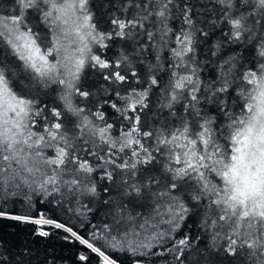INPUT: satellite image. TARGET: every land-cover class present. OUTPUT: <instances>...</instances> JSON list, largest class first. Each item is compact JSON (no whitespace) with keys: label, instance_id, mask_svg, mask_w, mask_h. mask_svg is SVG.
<instances>
[{"label":"snow or ice","instance_id":"obj_1","mask_svg":"<svg viewBox=\"0 0 264 264\" xmlns=\"http://www.w3.org/2000/svg\"><path fill=\"white\" fill-rule=\"evenodd\" d=\"M2 9L0 220L61 231L98 264H264V0ZM65 205L108 219L81 231ZM37 260L0 237V264Z\"/></svg>","mask_w":264,"mask_h":264},{"label":"trees","instance_id":"obj_2","mask_svg":"<svg viewBox=\"0 0 264 264\" xmlns=\"http://www.w3.org/2000/svg\"><path fill=\"white\" fill-rule=\"evenodd\" d=\"M96 4L103 3L104 0H95ZM3 5V11H7L9 7V0H0ZM202 11V10H201ZM203 47V46H202ZM11 59V57H9ZM91 70H86L90 72ZM54 100V97L52 98ZM47 205L38 204L36 209H33L32 214L34 215L36 211L46 210ZM67 205L64 209H57L56 215L62 221H71L72 224L79 225L81 220H83L84 227L80 229L81 231H91V225H101L108 219L105 216L104 211L96 206V211L88 215L87 218L78 217L70 211H66ZM12 210V209H10ZM16 214H24L21 207H15ZM52 215V212L48 213ZM37 226L33 224H23L11 220H0V237L10 241L14 246L15 250L31 249L35 251V254L39 256V260L33 261V264H46V258L51 264H83L79 261L78 256L81 252L89 254L85 249L77 243L66 242L62 237L64 235L61 231H54L52 235L41 238L35 235V230ZM186 232H190L193 236L197 234L196 224L192 221L188 222V228L185 229ZM171 246L170 243L165 244L164 247L156 249L157 252H164V248ZM199 246V245H196ZM192 249V254L189 255V261H195L198 256L195 252V247ZM90 255L91 264H98V259L95 255ZM114 256H119L120 264H132V259L126 253H114ZM143 264H179L175 260L174 256L164 252V255H155L143 258Z\"/></svg>","mask_w":264,"mask_h":264}]
</instances>
